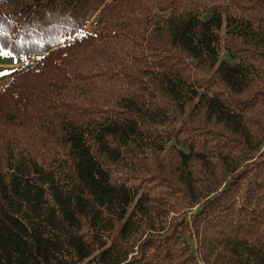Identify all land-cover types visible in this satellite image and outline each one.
I'll return each mask as SVG.
<instances>
[{
	"label": "trees",
	"instance_id": "trees-1",
	"mask_svg": "<svg viewBox=\"0 0 264 264\" xmlns=\"http://www.w3.org/2000/svg\"><path fill=\"white\" fill-rule=\"evenodd\" d=\"M0 49V264H264V0H0Z\"/></svg>",
	"mask_w": 264,
	"mask_h": 264
},
{
	"label": "rangeland",
	"instance_id": "rangeland-1",
	"mask_svg": "<svg viewBox=\"0 0 264 264\" xmlns=\"http://www.w3.org/2000/svg\"><path fill=\"white\" fill-rule=\"evenodd\" d=\"M95 15H91L89 18V22L86 24L85 28L88 29L89 23L94 20ZM221 59L226 60L223 52H220ZM14 57L12 54L4 52L0 49V86H3L9 77L11 76V72L15 67L20 66L21 64L26 63L27 61H21L19 63H13Z\"/></svg>",
	"mask_w": 264,
	"mask_h": 264
}]
</instances>
